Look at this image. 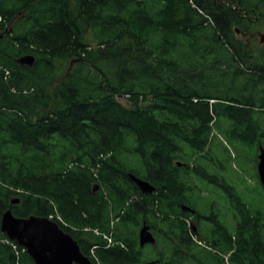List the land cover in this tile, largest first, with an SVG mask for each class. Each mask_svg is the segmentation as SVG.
I'll use <instances>...</instances> for the list:
<instances>
[{
	"label": "trees",
	"instance_id": "trees-1",
	"mask_svg": "<svg viewBox=\"0 0 264 264\" xmlns=\"http://www.w3.org/2000/svg\"><path fill=\"white\" fill-rule=\"evenodd\" d=\"M262 4L0 0V264H35L7 209L51 217L89 264H264L246 171L264 147Z\"/></svg>",
	"mask_w": 264,
	"mask_h": 264
},
{
	"label": "water",
	"instance_id": "water-1",
	"mask_svg": "<svg viewBox=\"0 0 264 264\" xmlns=\"http://www.w3.org/2000/svg\"><path fill=\"white\" fill-rule=\"evenodd\" d=\"M2 36L0 32V37ZM260 43L264 44V32L259 34ZM21 64L31 65L32 55L18 59ZM257 173L264 188V147L259 145L257 154ZM180 165V163H177ZM142 192L150 193L154 186L149 181L130 175ZM18 199L12 202H17ZM1 231L9 240L22 246L35 264H89V258L79 248L77 241L65 232L57 222L49 217L30 215L18 217L7 209L1 219ZM139 245L154 243V236L149 226L143 224L138 232ZM152 262H147L150 264Z\"/></svg>",
	"mask_w": 264,
	"mask_h": 264
},
{
	"label": "rangeland",
	"instance_id": "rangeland-1",
	"mask_svg": "<svg viewBox=\"0 0 264 264\" xmlns=\"http://www.w3.org/2000/svg\"><path fill=\"white\" fill-rule=\"evenodd\" d=\"M261 7L262 8H261L260 12H258L257 14H253V21H252L253 23H252V29H251V37H255L256 38V42L255 43H257V45H262L263 44V43H260L259 34L264 32V4H262ZM231 155H233V154H231ZM251 160H253V161H251ZM251 160H249V163H248V165L246 167V171H249V174H248V177H247V181L250 184V186L252 187V189L258 190V183L256 182V179L254 178V174H253V170H254L253 166H254V164H256V171H257V161H258L257 160V156H256V163L254 162L253 158ZM211 165L216 167V163L215 164L212 163ZM257 176H258V174H257ZM258 181H259V178H258ZM260 185L261 184H260V181H259V187L261 188ZM202 196H206L204 194V191H202ZM198 200L200 201V203H202V199L199 198ZM192 212L194 213V210Z\"/></svg>",
	"mask_w": 264,
	"mask_h": 264
}]
</instances>
